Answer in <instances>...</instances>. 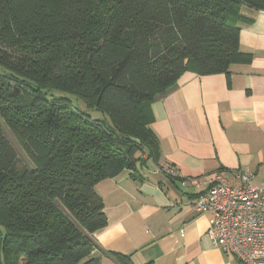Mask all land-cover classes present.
<instances>
[{
  "label": "trees",
  "instance_id": "trees-1",
  "mask_svg": "<svg viewBox=\"0 0 264 264\" xmlns=\"http://www.w3.org/2000/svg\"><path fill=\"white\" fill-rule=\"evenodd\" d=\"M245 9L264 0H0V264H99L95 187L157 162L149 107L182 73L249 61Z\"/></svg>",
  "mask_w": 264,
  "mask_h": 264
},
{
  "label": "crops",
  "instance_id": "crops-1",
  "mask_svg": "<svg viewBox=\"0 0 264 264\" xmlns=\"http://www.w3.org/2000/svg\"><path fill=\"white\" fill-rule=\"evenodd\" d=\"M244 14L253 23L239 25V51L249 61L228 74L182 73L149 107L157 162L143 159L138 178L123 172L95 187L107 220L92 235L99 264H117L111 254L132 264H242L213 247L210 217L192 208L199 191L181 180L219 172L233 185L235 173L247 170L264 182V12Z\"/></svg>",
  "mask_w": 264,
  "mask_h": 264
},
{
  "label": "built area",
  "instance_id": "built-area-1",
  "mask_svg": "<svg viewBox=\"0 0 264 264\" xmlns=\"http://www.w3.org/2000/svg\"><path fill=\"white\" fill-rule=\"evenodd\" d=\"M166 172L180 178L176 170ZM181 185L199 191L192 208L210 217L207 236L214 248L242 264H264V182L246 170L235 173L233 185L219 172Z\"/></svg>",
  "mask_w": 264,
  "mask_h": 264
},
{
  "label": "rangeland",
  "instance_id": "rangeland-1",
  "mask_svg": "<svg viewBox=\"0 0 264 264\" xmlns=\"http://www.w3.org/2000/svg\"><path fill=\"white\" fill-rule=\"evenodd\" d=\"M68 100L70 101V104L72 105V107L82 113L87 114L88 116H90L91 119L93 120H99V121H104V120H108L107 116L102 114L101 112L95 111V110H88L84 103L81 102L79 99L75 98L74 96H67ZM0 232H2V228L0 227Z\"/></svg>",
  "mask_w": 264,
  "mask_h": 264
}]
</instances>
